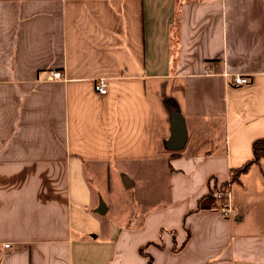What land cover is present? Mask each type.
Masks as SVG:
<instances>
[{
    "label": "crops",
    "instance_id": "1",
    "mask_svg": "<svg viewBox=\"0 0 264 264\" xmlns=\"http://www.w3.org/2000/svg\"><path fill=\"white\" fill-rule=\"evenodd\" d=\"M260 138L264 0H0V264H264Z\"/></svg>",
    "mask_w": 264,
    "mask_h": 264
},
{
    "label": "built area",
    "instance_id": "2",
    "mask_svg": "<svg viewBox=\"0 0 264 264\" xmlns=\"http://www.w3.org/2000/svg\"><path fill=\"white\" fill-rule=\"evenodd\" d=\"M64 77V72L61 70H54L48 76V79L51 80H61ZM234 85L239 87L242 85H247L250 82L249 76L245 75H235L233 77ZM95 89L99 94H106L107 91V81L106 79H98L95 84ZM212 199L215 200L216 206H213L214 210L220 212L224 217H236L238 216V212L241 211L237 206H235L232 202L231 195V182H227V184L216 186L212 189V193L210 194ZM9 247V244L5 245Z\"/></svg>",
    "mask_w": 264,
    "mask_h": 264
},
{
    "label": "water",
    "instance_id": "3",
    "mask_svg": "<svg viewBox=\"0 0 264 264\" xmlns=\"http://www.w3.org/2000/svg\"><path fill=\"white\" fill-rule=\"evenodd\" d=\"M175 118H178V115H175ZM185 139L186 137H185L183 124L180 126V124L177 123L176 127L172 129L171 138L167 143V148L171 150L180 149L183 143L185 142ZM123 182L127 187L132 185V183L129 182L126 176L123 177ZM96 211L98 213H104L106 211V205L102 198L100 199V203L96 208Z\"/></svg>",
    "mask_w": 264,
    "mask_h": 264
},
{
    "label": "trees",
    "instance_id": "4",
    "mask_svg": "<svg viewBox=\"0 0 264 264\" xmlns=\"http://www.w3.org/2000/svg\"><path fill=\"white\" fill-rule=\"evenodd\" d=\"M253 150H254V159L244 164V166H242L241 169L233 170L232 177H231L232 181H237L239 175L248 171V169L254 163L264 158V138L256 139V141L253 143Z\"/></svg>",
    "mask_w": 264,
    "mask_h": 264
},
{
    "label": "rangeland",
    "instance_id": "5",
    "mask_svg": "<svg viewBox=\"0 0 264 264\" xmlns=\"http://www.w3.org/2000/svg\"><path fill=\"white\" fill-rule=\"evenodd\" d=\"M115 191H117V190H115ZM115 191L113 192V194L115 193ZM115 197L117 199L118 205L119 206L123 205V207H124V202H125V200H127L128 195H126V193H123V194L118 193V191H117V194Z\"/></svg>",
    "mask_w": 264,
    "mask_h": 264
}]
</instances>
